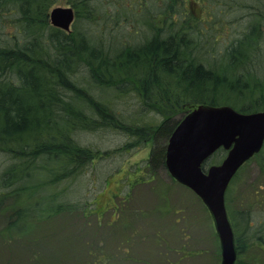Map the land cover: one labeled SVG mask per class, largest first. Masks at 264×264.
Listing matches in <instances>:
<instances>
[{
	"label": "trees",
	"instance_id": "1",
	"mask_svg": "<svg viewBox=\"0 0 264 264\" xmlns=\"http://www.w3.org/2000/svg\"><path fill=\"white\" fill-rule=\"evenodd\" d=\"M67 1L75 11L74 29L69 32L49 20L48 10L57 0H0V151L7 162L0 170V208L8 198L23 194L37 196L39 201L47 195L42 189L48 184L55 186L58 200L68 193L60 186L63 179H73L100 153L78 141L80 131L111 126L146 142L159 137L165 143L152 151L149 165L166 167V141L182 119L173 118L178 109L186 108L184 116L199 104L230 105L241 112L264 110V77L258 74L264 60V0H165L168 11L159 18V25L155 18L139 20L152 31L145 41L119 49L75 26L76 20L85 18L107 21L111 14L105 7L91 0ZM149 1H145L148 8L154 6ZM211 2L229 33L218 53L217 39L202 41L192 33V23L199 18L193 20L190 11L199 4L209 14ZM9 14L14 16L12 33L5 34ZM103 87L136 92L142 110L159 113L163 119L156 125L131 118L124 121L109 101L101 99L102 93L94 95ZM225 152L219 149L205 167L220 162ZM254 157L264 176V147ZM35 173L44 180L33 181ZM229 191L226 206L233 219L236 264H243L248 243L264 245V225L259 228L249 209L233 216ZM260 199L264 202V194ZM76 208L60 203L55 210ZM29 210H18L16 215ZM241 221L245 236L237 234Z\"/></svg>",
	"mask_w": 264,
	"mask_h": 264
},
{
	"label": "rangeland",
	"instance_id": "2",
	"mask_svg": "<svg viewBox=\"0 0 264 264\" xmlns=\"http://www.w3.org/2000/svg\"><path fill=\"white\" fill-rule=\"evenodd\" d=\"M145 1L91 0L97 7H105L110 18L80 19L75 26L114 48L141 44L145 35L152 33L143 22L155 18L159 25V18H165L168 11L165 0H151L154 6L149 8ZM68 6L71 5L67 0H57L48 11ZM208 6L209 14L199 4L190 11L193 20L199 18L192 23V33L202 41L205 37L217 39L218 53L228 41V27L225 19L218 17L215 3ZM13 17L10 15L7 20L5 34L12 33ZM183 24L188 25L185 21ZM81 74L78 77L84 81ZM258 74L264 77V60ZM100 94L126 122L131 118L141 124L156 125L163 119L159 113L142 110L136 92L120 93L103 87L94 91L95 96ZM185 109H178L173 118H183ZM77 139L100 153L73 179H63L60 186L66 187L68 193L59 195L58 200L54 197L55 186L48 184L42 189L47 195L39 201L37 196L23 194L2 204L0 264H221L220 242L209 211L192 190L172 179L166 167L149 165L152 151L161 147L164 140L155 136L146 142L111 126L80 131ZM167 143L168 140L166 146ZM4 160L0 151V170L7 165ZM34 175L33 181L44 180L41 176L39 180L38 173ZM259 184L264 186V176L258 158L254 157L231 181L227 196L233 216L249 209L261 229L264 202L260 196L264 190ZM58 201L79 208L55 210ZM21 209L30 210L20 212L22 219L18 220L20 214L16 212ZM239 224L240 236L244 231L242 221ZM248 247L242 255L243 264L248 259L250 263L252 259L264 262V245L254 242L248 243Z\"/></svg>",
	"mask_w": 264,
	"mask_h": 264
},
{
	"label": "water",
	"instance_id": "3",
	"mask_svg": "<svg viewBox=\"0 0 264 264\" xmlns=\"http://www.w3.org/2000/svg\"><path fill=\"white\" fill-rule=\"evenodd\" d=\"M53 26L71 31L75 12L56 7ZM264 147V110L241 112L230 105L199 104L178 123L168 139L165 164L170 175L191 189L208 208L220 242L221 264H236L238 250L226 206L228 187L239 170ZM223 148L219 163H205Z\"/></svg>",
	"mask_w": 264,
	"mask_h": 264
}]
</instances>
